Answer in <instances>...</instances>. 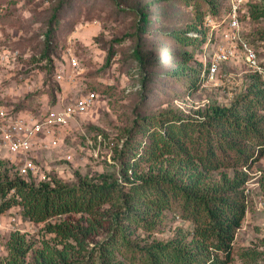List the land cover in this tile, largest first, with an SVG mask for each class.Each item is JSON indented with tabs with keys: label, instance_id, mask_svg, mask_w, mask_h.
<instances>
[{
	"label": "rangeland",
	"instance_id": "374dc122",
	"mask_svg": "<svg viewBox=\"0 0 264 264\" xmlns=\"http://www.w3.org/2000/svg\"><path fill=\"white\" fill-rule=\"evenodd\" d=\"M187 1L0 0V105L41 117L78 97L95 95L90 109L77 113L60 128L56 145L41 135L26 155L12 154L1 146V170L11 178L35 184L53 179L76 184L107 177L125 184L118 155L137 116L163 112L194 115L214 104L229 105L245 93L254 73L241 59L222 63L221 75L214 81L202 76L193 89L184 84L183 76L201 70L205 57L216 49L212 42L220 39L218 34L208 44L209 30L195 48L173 39L172 33L185 29L193 15L195 4ZM198 2L207 6L205 0ZM143 13L147 22L142 20ZM242 24L243 33L255 45L264 41L259 38L264 17L244 12ZM48 29H52L50 46L44 35ZM262 46L257 50L264 61ZM187 53L192 57L187 58ZM25 157L34 162V168L26 173L21 172ZM247 171V211L236 232L229 264H264V155ZM120 210L114 203L107 205L103 217L85 214L99 226L85 238L81 235V244L71 240L76 264H100L99 242L113 230L125 227L123 237L141 248L153 240L170 239L178 226L190 228L188 221L167 212L155 229H147L120 217L115 220ZM83 218L74 213L35 222L25 218L21 208L12 207L0 215V258L8 260V242L12 233L19 231L33 243L24 264H36L34 252L44 241L62 247L60 238L47 231L48 222L66 220L90 227ZM250 249L258 256L243 257L242 252ZM113 260L112 264H132L120 251Z\"/></svg>",
	"mask_w": 264,
	"mask_h": 264
},
{
	"label": "trees",
	"instance_id": "16d2710c",
	"mask_svg": "<svg viewBox=\"0 0 264 264\" xmlns=\"http://www.w3.org/2000/svg\"><path fill=\"white\" fill-rule=\"evenodd\" d=\"M205 1L206 7L198 0L187 1L196 5L193 15L185 29L172 33L180 45H200L209 30L206 16L223 13L228 0ZM244 12L264 17V4L250 1ZM142 20L147 22V14L143 13ZM44 35L50 46L52 29ZM259 38H264V32ZM202 66L199 71H185L184 84L189 89L201 82L204 62ZM251 80L247 91L229 105L214 104L194 115L137 116L118 155L125 184L111 177L76 184L59 179L35 184L9 177L1 170L0 160V215L17 206L25 218L35 222L74 213L88 221L90 227L66 220L48 222L47 231L60 238L62 247L44 241L34 252L36 264H76L71 240L81 244V235L85 238L99 226L85 214L103 217L107 205L114 203L122 208L115 220L120 217L153 230L164 214L173 212L188 221L190 228L178 226L170 239L153 240L141 248L123 237L125 227L113 230L99 242L100 264H112L116 251L123 252L132 264H229L236 232L247 211V169L264 155V87L259 75L253 74ZM10 111L23 113L16 108ZM32 247L24 234L13 232L7 245L8 260L0 258V264H24ZM242 256L258 253L250 249Z\"/></svg>",
	"mask_w": 264,
	"mask_h": 264
},
{
	"label": "built area",
	"instance_id": "2783aa9c",
	"mask_svg": "<svg viewBox=\"0 0 264 264\" xmlns=\"http://www.w3.org/2000/svg\"><path fill=\"white\" fill-rule=\"evenodd\" d=\"M250 1L264 4V0H228L223 13L218 16H206L205 24L210 31L207 43L212 42V37L218 34L220 36L219 41L212 42L213 47H216L215 51L204 60L202 76L208 80L214 81L220 77L222 63L241 59L249 71L259 75L264 87V61L260 59L257 50L258 45H264V41L260 40L258 45L250 41L243 33L241 21L245 6ZM71 62L72 65H77L75 57ZM94 102V93H89L65 104L60 110L41 117L14 113L0 105V147H5L12 154L26 155L33 150L41 135L48 137L51 145H56L58 143L56 135L60 128L77 113L90 109ZM32 168H34L33 160L25 157L21 172L26 173Z\"/></svg>",
	"mask_w": 264,
	"mask_h": 264
}]
</instances>
